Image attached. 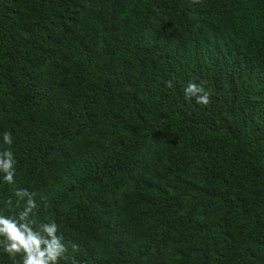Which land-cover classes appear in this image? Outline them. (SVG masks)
Listing matches in <instances>:
<instances>
[{"label": "trees", "instance_id": "trees-1", "mask_svg": "<svg viewBox=\"0 0 264 264\" xmlns=\"http://www.w3.org/2000/svg\"><path fill=\"white\" fill-rule=\"evenodd\" d=\"M8 147L60 264H264V0H0Z\"/></svg>", "mask_w": 264, "mask_h": 264}, {"label": "clouds", "instance_id": "clouds-1", "mask_svg": "<svg viewBox=\"0 0 264 264\" xmlns=\"http://www.w3.org/2000/svg\"><path fill=\"white\" fill-rule=\"evenodd\" d=\"M168 86H172L171 82ZM183 94L186 100L194 98L202 106L210 102V94L202 84L189 82L183 89ZM3 142L12 145L11 133L3 134ZM0 173H3V180L7 184L14 183L16 159L11 147L0 151ZM15 196L17 207L21 201L25 203L14 215L0 214V248L11 258L19 257L20 264H60L61 259H66L68 248L63 242V236L59 234L57 223L48 221L36 224L34 217L37 214V203L34 192L18 189ZM71 248L73 253L78 252V245L75 243ZM72 264L80 262L73 257Z\"/></svg>", "mask_w": 264, "mask_h": 264}]
</instances>
